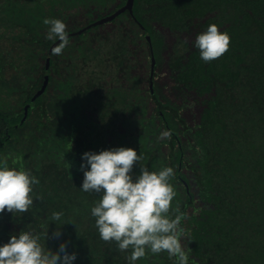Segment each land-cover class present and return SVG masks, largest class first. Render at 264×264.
I'll return each instance as SVG.
<instances>
[{
  "label": "trees",
  "instance_id": "16d2710c",
  "mask_svg": "<svg viewBox=\"0 0 264 264\" xmlns=\"http://www.w3.org/2000/svg\"><path fill=\"white\" fill-rule=\"evenodd\" d=\"M44 18L67 25L62 55ZM213 23L231 42L205 63L195 39ZM101 38L123 77L105 88L103 65L77 66ZM121 146L150 171L174 168L188 264H264V0H0V161L40 181L28 212L0 213V245L20 231L44 243L48 229L46 246L65 242L73 264H129L99 237V194L81 189L82 154Z\"/></svg>",
  "mask_w": 264,
  "mask_h": 264
},
{
  "label": "clouds",
  "instance_id": "9594fccd",
  "mask_svg": "<svg viewBox=\"0 0 264 264\" xmlns=\"http://www.w3.org/2000/svg\"><path fill=\"white\" fill-rule=\"evenodd\" d=\"M43 24L47 26L45 38L59 41L54 44L52 54L62 55L69 44L67 25L58 18H44ZM230 42L229 34L213 23L197 34L195 47L200 59L208 63L222 57L229 50ZM169 135L167 131L162 133L163 137ZM142 158L134 148L123 146L82 154L81 189L99 194L91 207L99 237L106 243L114 242L120 252L130 251L126 257L129 264H135L149 253L164 252L169 258L175 257L177 264H188L189 253L181 244L184 214L179 207L173 209L172 206L177 195L171 183L174 168L165 166L150 171L140 164ZM138 162L140 174L134 179L133 167ZM39 183V179L23 167H9L6 158L0 161V213L5 210L14 215L28 212L34 204L33 187ZM62 217V212H53L50 220L57 222ZM61 225L54 230V238L61 236ZM48 238L47 229L44 241ZM45 242L41 243L39 234L20 231L0 245V264H73L76 260V253H69L65 242L55 251Z\"/></svg>",
  "mask_w": 264,
  "mask_h": 264
},
{
  "label": "rangeland",
  "instance_id": "374dc122",
  "mask_svg": "<svg viewBox=\"0 0 264 264\" xmlns=\"http://www.w3.org/2000/svg\"><path fill=\"white\" fill-rule=\"evenodd\" d=\"M62 15H64L63 12H62ZM112 39H113V36H111L110 40H112ZM87 50H88V54H89L88 61H86L85 64L82 62H79V64H77V66L81 67L83 65V67H87L86 64H90V65L91 64L95 65L96 63L101 64L104 66L103 70L100 68H95V70L99 71L101 74V79L103 82V83H101V85L105 88V87L110 86L111 84H114V83L120 84V81L123 80V77H121V74L117 76V68H116L115 64L112 62L110 63V60H112V58L108 56V54H109L108 52L112 51V48L110 49L108 47L107 40L101 38L96 42V44L90 46ZM93 53H96V54L98 53L97 57H94L93 55H91ZM130 57H131V55H129L128 58H130ZM86 75H87V72H86ZM93 75H95V74L93 73ZM125 75H126V73L123 74L124 77H125ZM76 86H78V84ZM80 86H82V85H80Z\"/></svg>",
  "mask_w": 264,
  "mask_h": 264
}]
</instances>
